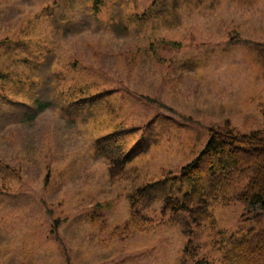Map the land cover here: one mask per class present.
Returning a JSON list of instances; mask_svg holds the SVG:
<instances>
[{"label":"rangeland","instance_id":"obj_1","mask_svg":"<svg viewBox=\"0 0 264 264\" xmlns=\"http://www.w3.org/2000/svg\"><path fill=\"white\" fill-rule=\"evenodd\" d=\"M93 1L0 0V264H225L222 235L264 233L263 211L228 200L238 175L210 206L214 226L189 224L188 234L185 214L160 212L186 183L163 188L145 231L126 225V196L179 177L211 125L264 128V0H100L95 13ZM231 33L251 44L228 45ZM85 84L106 103L88 117L60 110L59 95L70 102ZM110 133L123 149L148 145L125 167L136 178L111 181L95 155Z\"/></svg>","mask_w":264,"mask_h":264},{"label":"trees","instance_id":"obj_2","mask_svg":"<svg viewBox=\"0 0 264 264\" xmlns=\"http://www.w3.org/2000/svg\"><path fill=\"white\" fill-rule=\"evenodd\" d=\"M93 2L92 10H95L93 11L95 13L101 2L100 0ZM239 43L245 46L251 44L249 40L239 38L237 33L229 34L228 44L237 45ZM256 44L264 46V44ZM0 81L3 83L7 81L6 75L1 72ZM8 83H10L9 79ZM17 84L22 86V80H18ZM92 92L93 89L89 84L74 88L68 96L70 102L64 100L60 94L59 98L62 99L59 102L60 105L62 101L66 104L60 110L66 111L67 109V112L76 115L90 116L94 106L100 107L101 102L106 103L102 100V95L107 94L102 92L92 95ZM76 95H78L77 98H75ZM52 98L55 99L53 96ZM140 99L150 104L154 103L158 108L175 115L174 110L158 101L145 96H140ZM182 119L187 118L182 117ZM206 131L208 139L203 148L189 163L179 169V177L167 175L161 180L135 187L127 193L128 218L126 224L128 227L138 231L150 229L153 221L146 211L158 199L163 188L177 179L186 183L188 190L180 198L164 197L160 212L162 214L168 212L172 219L185 214L187 222L185 223L186 228L182 230L184 234H188L189 224L199 227L207 222L210 226H214L210 206L218 192L232 180L234 175L242 178L243 187L228 200H237L246 206L264 212V128L241 134L232 129L229 121H224L221 126L207 127ZM100 145L102 148H99ZM123 148V140H118L114 133L107 134L94 142L95 155H102L108 159V175L111 181L132 178L136 168L125 170V167L144 153L148 145L136 144L129 149ZM205 182L207 183L206 188H204ZM43 205L46 206L44 202ZM45 212L47 213V208ZM48 212L50 214V211ZM59 224V220L52 221V233L55 239H58ZM219 244V250L222 252L221 261L225 264H264V233L247 232L238 239L234 236L222 235ZM188 246L189 249H187ZM188 250L191 253L196 250L191 241H187L184 247L186 254ZM65 262L70 264L67 257H65ZM194 264L209 263L206 259H198Z\"/></svg>","mask_w":264,"mask_h":264},{"label":"bare ground","instance_id":"obj_3","mask_svg":"<svg viewBox=\"0 0 264 264\" xmlns=\"http://www.w3.org/2000/svg\"><path fill=\"white\" fill-rule=\"evenodd\" d=\"M258 219V218H257ZM256 220V219H255ZM253 221V220H252ZM260 221V220H259Z\"/></svg>","mask_w":264,"mask_h":264}]
</instances>
